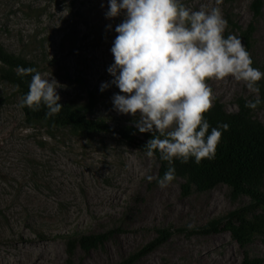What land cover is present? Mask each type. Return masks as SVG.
Returning <instances> with one entry per match:
<instances>
[{
    "label": "rangeland",
    "instance_id": "1",
    "mask_svg": "<svg viewBox=\"0 0 264 264\" xmlns=\"http://www.w3.org/2000/svg\"><path fill=\"white\" fill-rule=\"evenodd\" d=\"M180 2L193 11L218 6L226 21L230 16L242 27L253 18L252 0ZM107 10L108 0H0V41L36 62L43 78L58 82L59 102L85 106L93 99L89 117L119 130L134 125L139 114L114 110L115 85L100 90L113 79L107 69L114 63L115 26L123 18L106 19ZM255 37L252 53L264 72V12ZM207 83L228 112L239 110L240 97L257 98L231 77ZM20 103L16 87L0 77V264H118L163 228L181 231L134 264H241L246 252L264 258V236L242 248L226 229L208 235L185 230L247 204L248 196L233 200L226 184L184 195L181 177L161 188L159 160L138 144L118 132L30 123ZM254 116L264 123V106ZM109 232L98 248L78 246L70 254L72 239ZM30 243L34 250L26 251Z\"/></svg>",
    "mask_w": 264,
    "mask_h": 264
},
{
    "label": "clouds",
    "instance_id": "2",
    "mask_svg": "<svg viewBox=\"0 0 264 264\" xmlns=\"http://www.w3.org/2000/svg\"><path fill=\"white\" fill-rule=\"evenodd\" d=\"M105 17L123 18L115 26L114 63L107 69L113 79L102 83L100 90L115 85L119 93L112 97L114 110L133 117L139 114L135 127L140 133L160 134L147 142L146 155L151 158L158 150L160 159L170 164L176 158L184 163L191 157L196 163L213 159L222 132L212 128L208 134L205 114L215 95L207 82L229 77L243 82L257 94L245 107L255 109L261 103L258 82L264 79V72L252 66L241 38L234 34L225 38L227 21L221 9L202 6L193 11L180 0H108ZM33 73L19 107L37 111L43 105L47 117L59 114L60 85L54 78H43L36 68H18L19 75ZM147 179L151 182L153 177ZM174 179L175 168L169 167L158 184L165 188Z\"/></svg>",
    "mask_w": 264,
    "mask_h": 264
},
{
    "label": "trees",
    "instance_id": "3",
    "mask_svg": "<svg viewBox=\"0 0 264 264\" xmlns=\"http://www.w3.org/2000/svg\"><path fill=\"white\" fill-rule=\"evenodd\" d=\"M250 7L253 18L245 27H242L228 16V30L225 33V38L234 32L239 33L246 49L251 53L252 66L259 69L252 49L256 41L257 23L264 12V0H252ZM0 64V77L16 87L22 102L29 91V84L34 73L22 76L18 74V68L33 67L40 72L39 65L32 60L10 52L1 41ZM258 87L261 103L257 108L264 106L263 79L258 82ZM251 100L254 101L255 99ZM247 101H249L247 98H238L239 110L228 112L224 104L216 99L211 110L205 114V119L210 125L208 134L211 133L212 128H218L222 132L213 159H203L196 163L195 158L191 157L187 163H184L182 159L176 158L170 164L168 161L160 159L158 150L154 154L161 164L160 179L164 177L169 167H174V180L179 177L185 180L181 186L184 195H189L194 190L209 191L220 184H226L231 189L233 200H237L242 195L250 198L247 204L230 211L224 216L214 218L203 226L185 229L189 234L204 235L226 229L230 231L232 238L242 248H245L257 236H264V123L254 116L257 108L245 107ZM59 103L63 105V109L59 114L52 117L45 115L47 109L43 105L37 111L29 109L27 106L23 107L22 110L26 120L30 123L42 124L49 129L70 127L75 131L89 133L95 131L118 132L125 140L132 144H138L145 151H147L145 146L152 135L160 136L158 132L140 133L135 124L116 130L100 119H91L89 114L93 112L95 105L93 99L85 106L73 102ZM223 124L229 126L227 130L220 127ZM139 134L146 137L147 141H141L138 137ZM175 231H181V229H159L157 237L118 264H134L137 260L168 241ZM111 235L112 233L109 232L76 237L69 242L70 254L78 246L86 251L98 248L105 244ZM241 264H264V258L253 257L246 252Z\"/></svg>",
    "mask_w": 264,
    "mask_h": 264
},
{
    "label": "bare ground",
    "instance_id": "4",
    "mask_svg": "<svg viewBox=\"0 0 264 264\" xmlns=\"http://www.w3.org/2000/svg\"><path fill=\"white\" fill-rule=\"evenodd\" d=\"M26 240H28V239H26ZM28 242V241H27ZM36 244L35 243H30L29 244V247H27V246H25V250L26 251H33L34 249H33V247L32 246H35ZM31 257V256H30ZM36 262V261H35Z\"/></svg>",
    "mask_w": 264,
    "mask_h": 264
}]
</instances>
